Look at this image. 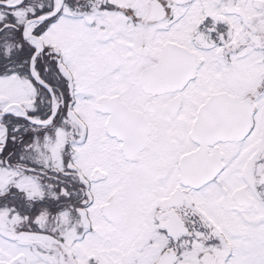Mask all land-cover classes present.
Returning <instances> with one entry per match:
<instances>
[{
    "label": "snow or ice",
    "instance_id": "6c2138e0",
    "mask_svg": "<svg viewBox=\"0 0 264 264\" xmlns=\"http://www.w3.org/2000/svg\"><path fill=\"white\" fill-rule=\"evenodd\" d=\"M0 264H264V0H0Z\"/></svg>",
    "mask_w": 264,
    "mask_h": 264
}]
</instances>
